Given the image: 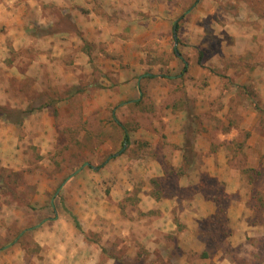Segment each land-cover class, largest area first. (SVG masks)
<instances>
[{
  "label": "rangeland",
  "instance_id": "obj_1",
  "mask_svg": "<svg viewBox=\"0 0 264 264\" xmlns=\"http://www.w3.org/2000/svg\"><path fill=\"white\" fill-rule=\"evenodd\" d=\"M134 6L119 34L135 35L136 53L89 54L84 40L88 54L58 67L73 69L71 85L47 63L21 80L0 69V125L71 104L51 135L25 139L19 170L0 169V264H52L38 227L57 217L76 239L63 264H264V0ZM23 55L35 57H12ZM178 122L190 135L181 156L165 133ZM175 197L172 218L160 201ZM203 200L216 210L187 220Z\"/></svg>",
  "mask_w": 264,
  "mask_h": 264
},
{
  "label": "crops",
  "instance_id": "obj_2",
  "mask_svg": "<svg viewBox=\"0 0 264 264\" xmlns=\"http://www.w3.org/2000/svg\"><path fill=\"white\" fill-rule=\"evenodd\" d=\"M134 2L136 0H0L1 72L9 78L21 80L23 75L41 74L47 63L50 67L54 66V75L58 76L61 73L62 78L71 85L73 69H68L64 73L58 67L61 60L63 63V60L74 59L71 54H88L84 40L92 44L89 54H135V35L125 37L119 34L120 27H128L130 24L129 13L131 12L133 16ZM115 13L118 19H110L109 15L114 16ZM58 25L62 26V29L55 28ZM35 27H40L41 33L37 34ZM131 27H134V24ZM13 54H34L35 57L23 55L13 58ZM138 54L141 52L139 51ZM23 60H31V62L25 66ZM77 62L75 59L69 66L72 68ZM56 63L58 65H55ZM114 71L116 75L120 74L118 69ZM117 81L120 79L118 78ZM134 83L132 80L127 90L132 89ZM24 100V105L27 106V100ZM69 103V99L54 98L46 103L37 104L36 108L32 107L35 109L21 121V126L15 125L11 119L7 121L6 126L0 125V169L19 170L24 162V150L31 151L27 146L30 142L25 139L29 137L35 144L38 139L43 138L45 129H48V135H51L55 131L54 123L57 122V118L68 113V107L71 105ZM32 120L40 123L38 129L30 127L29 122ZM167 128L169 132L168 130L165 132L166 144L173 147L172 154L181 156L185 138L188 139L190 136L189 130L183 129V125L179 122ZM188 141V148L194 149L190 146L191 138ZM22 143L27 144L23 146ZM165 199L160 201L163 203L160 207H166V210L161 208L163 212L168 213L172 218L178 217L180 211L176 204L179 198L175 197L172 202ZM215 210L216 205L212 202L199 201L187 220H193V223L197 224L200 217L208 216ZM47 222L50 221L45 220L38 227L41 233L38 242L40 245L48 246L47 256L51 257L52 264H63V260L69 257L71 249L68 247L72 244L71 241L76 240L70 238L74 229L65 218L57 217L52 231L46 228ZM185 224L187 225V222ZM67 225H69L68 230ZM194 233L191 231V234ZM79 257H83L86 261V255L78 254L77 258Z\"/></svg>",
  "mask_w": 264,
  "mask_h": 264
},
{
  "label": "trees",
  "instance_id": "obj_3",
  "mask_svg": "<svg viewBox=\"0 0 264 264\" xmlns=\"http://www.w3.org/2000/svg\"><path fill=\"white\" fill-rule=\"evenodd\" d=\"M177 28H178V26H177V24H176V22L174 23V25H173V31L174 32H176V30H177ZM36 108V107H35ZM35 108H29V109H27L26 111H25V113L27 114V113H30L31 111H33V109H35ZM14 113H16V111L15 112H13V115H15ZM6 115H10V114H7L4 110H3V107H1L0 106V119H2L3 117H8V116H6ZM10 118V117H9ZM5 119V118H4ZM8 120V119H7ZM14 123H18V124H20V121L21 120H18V118L17 117H15V118H12L11 119ZM123 139H124V142H127V140H128V135H127V133L124 131V133H123ZM100 167V166H99Z\"/></svg>",
  "mask_w": 264,
  "mask_h": 264
},
{
  "label": "water",
  "instance_id": "obj_4",
  "mask_svg": "<svg viewBox=\"0 0 264 264\" xmlns=\"http://www.w3.org/2000/svg\"><path fill=\"white\" fill-rule=\"evenodd\" d=\"M175 37V36H174ZM176 38V37H175Z\"/></svg>",
  "mask_w": 264,
  "mask_h": 264
}]
</instances>
